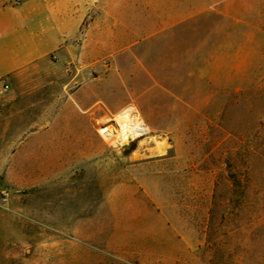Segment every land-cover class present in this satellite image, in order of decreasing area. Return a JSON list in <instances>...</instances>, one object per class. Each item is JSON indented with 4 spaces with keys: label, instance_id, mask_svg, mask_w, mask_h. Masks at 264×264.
Segmentation results:
<instances>
[{
    "label": "rangeland",
    "instance_id": "obj_1",
    "mask_svg": "<svg viewBox=\"0 0 264 264\" xmlns=\"http://www.w3.org/2000/svg\"><path fill=\"white\" fill-rule=\"evenodd\" d=\"M87 4L70 40L0 78V264H264L246 149L264 0ZM126 108L149 132L111 146L97 126Z\"/></svg>",
    "mask_w": 264,
    "mask_h": 264
},
{
    "label": "crops",
    "instance_id": "obj_2",
    "mask_svg": "<svg viewBox=\"0 0 264 264\" xmlns=\"http://www.w3.org/2000/svg\"><path fill=\"white\" fill-rule=\"evenodd\" d=\"M88 0H0V78L46 57L73 37Z\"/></svg>",
    "mask_w": 264,
    "mask_h": 264
},
{
    "label": "built area",
    "instance_id": "obj_3",
    "mask_svg": "<svg viewBox=\"0 0 264 264\" xmlns=\"http://www.w3.org/2000/svg\"><path fill=\"white\" fill-rule=\"evenodd\" d=\"M21 0H14L19 3ZM2 90L8 89L3 83ZM100 138L111 146L127 145L134 140L144 137L149 132L148 126L140 114L132 108H126L110 118V122L101 123L97 126ZM2 201H6V193H3Z\"/></svg>",
    "mask_w": 264,
    "mask_h": 264
},
{
    "label": "trees",
    "instance_id": "obj_4",
    "mask_svg": "<svg viewBox=\"0 0 264 264\" xmlns=\"http://www.w3.org/2000/svg\"><path fill=\"white\" fill-rule=\"evenodd\" d=\"M246 149L249 159L257 156L264 162V121H250L247 129ZM252 162L249 161L248 168L251 170Z\"/></svg>",
    "mask_w": 264,
    "mask_h": 264
}]
</instances>
